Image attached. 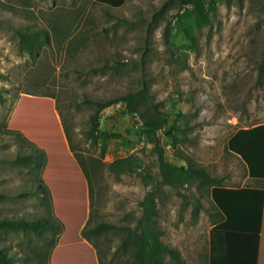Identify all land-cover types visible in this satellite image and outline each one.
Masks as SVG:
<instances>
[{
	"label": "rangeland",
	"instance_id": "rangeland-1",
	"mask_svg": "<svg viewBox=\"0 0 264 264\" xmlns=\"http://www.w3.org/2000/svg\"><path fill=\"white\" fill-rule=\"evenodd\" d=\"M164 1L126 0L112 8L97 0H0V89L6 98L0 103V193L6 197L0 218L44 216V193L17 197L42 181L51 216L61 224L48 264H114L121 234L89 242L82 230L99 222L134 227L150 190L158 193L162 241L180 252L184 264H207L211 187L195 183L179 191L165 185L161 154L183 165L186 157L225 187L254 186L242 182L246 167L227 142L240 128L264 124V0H205L209 21L202 26L194 6L176 4L151 23ZM39 29L50 41L29 56L20 35ZM143 82L169 124L176 123L175 139L165 136L168 126L154 143L119 103L101 114V141L92 145L85 133L94 108L84 101L122 96ZM34 150L45 156L40 169L11 162ZM132 154L152 174L147 185L138 174L117 179L107 168ZM0 246L16 264H36L46 241L2 232ZM125 260L120 255L115 264ZM166 262L173 264L169 256Z\"/></svg>",
	"mask_w": 264,
	"mask_h": 264
},
{
	"label": "trees",
	"instance_id": "trees-1",
	"mask_svg": "<svg viewBox=\"0 0 264 264\" xmlns=\"http://www.w3.org/2000/svg\"><path fill=\"white\" fill-rule=\"evenodd\" d=\"M97 1L112 8H120L126 2V0ZM204 1L165 0L153 14L151 23L158 21L177 4L179 9L187 5L194 6L197 22L202 26L209 21ZM168 32L169 28L166 29V34ZM187 36L194 44L196 40L193 35L187 32ZM49 41L50 35L45 29L20 35L21 48L29 56H35L41 45ZM259 73H264V63L259 65ZM5 101L4 91L0 89V103L3 104ZM84 103L92 105L94 108L89 117V130L85 133L86 139L94 146L99 145L101 141V114L104 110L119 103L125 104L128 111L138 117L145 133L152 138L154 143L157 141V132L166 129L168 126L171 130L166 131L165 136L167 138L175 139L173 131H179L176 123L169 124L167 115L162 110V104L154 101L146 82H143L141 88L134 92H128L111 99H86ZM227 149L245 163L251 180H255L257 183L264 182V124L238 129L228 140ZM80 158H78L79 163L91 185L90 173L84 160ZM44 160V154L34 150L25 155L18 154L11 162L16 165L40 169ZM182 160H185L186 164L171 162L161 154L159 166L162 180L165 185L179 191L195 183L211 187L210 196L215 212L210 231L207 264H258L264 214V189L250 186L242 188L225 187L222 185L221 179L212 177L205 169L198 167L186 157H182ZM2 162L3 160H0V164ZM107 168L117 179H120L123 174H138L145 185L153 179L151 172L144 168L142 160L135 154L116 159ZM40 191L45 194L43 200L48 210L45 215L33 220L0 218V233L23 232L34 235L40 240H45V249L36 254V264H48L56 238L61 233V224L51 216L49 211L50 197L47 190L42 186V181H39V185L33 191L21 192L17 197L27 198L31 195H38L37 193ZM4 199L6 197L0 193V200ZM157 202V191L150 190L140 202L142 216L137 220L134 227L130 224L117 226L108 222H99L89 228L86 226L81 235L90 242L110 233H120L119 245L111 258L114 264L115 259L120 255L129 258L128 261L125 260L121 264H168L166 262L168 256L173 264H184L180 252L162 241V231L157 225ZM200 209L201 204L197 201L193 209L195 218ZM0 264H16L15 259L8 254L7 249L1 246Z\"/></svg>",
	"mask_w": 264,
	"mask_h": 264
},
{
	"label": "crops",
	"instance_id": "crops-1",
	"mask_svg": "<svg viewBox=\"0 0 264 264\" xmlns=\"http://www.w3.org/2000/svg\"><path fill=\"white\" fill-rule=\"evenodd\" d=\"M241 160V159H240ZM242 161V160H241ZM243 162V161H242ZM245 165V163H244ZM246 167V165H245ZM247 170V167H246ZM251 182L252 184L254 183V186L251 185L250 187H258V188H263L264 189V183H260L263 181H260L259 183H257L255 180H251V178L249 177L248 171L245 174V178L243 179L242 182L247 183V182ZM243 183V184H244ZM259 186H258V185ZM242 188V187H241ZM261 256L264 258V214H263V223H262V230H261V234H260V248H259V258H258V264L263 263L264 260H261Z\"/></svg>",
	"mask_w": 264,
	"mask_h": 264
}]
</instances>
